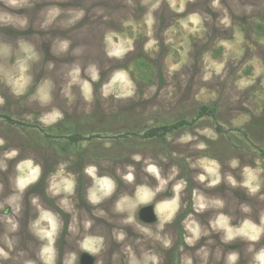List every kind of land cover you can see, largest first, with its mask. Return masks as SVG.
Wrapping results in <instances>:
<instances>
[{
  "label": "rangeland",
  "instance_id": "obj_1",
  "mask_svg": "<svg viewBox=\"0 0 264 264\" xmlns=\"http://www.w3.org/2000/svg\"><path fill=\"white\" fill-rule=\"evenodd\" d=\"M53 8L60 13L45 24ZM69 10L84 15L68 24ZM2 13L16 20L0 23V248L8 253L0 264H45L48 240L37 234L52 231L45 211L57 224L53 264H131L128 248L138 261L156 256V264H227L233 252L235 264H257L264 230L258 241L238 235L225 242L227 228L216 222L224 215L233 230L245 221L264 226V0H219L215 7L213 0H28L21 7L0 0ZM24 19L21 27L16 21ZM118 50L121 56L109 55ZM45 83L50 99L41 102ZM55 112L62 116L42 122ZM185 134L193 139L180 142ZM13 149L17 155L5 157ZM213 160L221 182L210 186L213 177L199 162ZM28 161L40 166L35 181ZM149 164L167 181L159 192ZM128 166L131 182L123 181ZM245 167L260 169L255 193L242 186ZM104 178L115 187L93 204L91 189L101 195L96 181ZM21 179L28 180L23 189ZM125 198V211H116ZM129 215L133 222L125 223ZM193 228L200 235L190 245Z\"/></svg>",
  "mask_w": 264,
  "mask_h": 264
},
{
  "label": "clouds",
  "instance_id": "obj_2",
  "mask_svg": "<svg viewBox=\"0 0 264 264\" xmlns=\"http://www.w3.org/2000/svg\"><path fill=\"white\" fill-rule=\"evenodd\" d=\"M7 3L12 6V7H21L24 6L28 3V0H7ZM219 3V0H213V7L217 6ZM60 10L57 8H53L50 9L47 13V19L45 21V24L50 23L51 20L59 15ZM84 15L83 10H69V16L71 17L68 20V24H72L75 23L77 20H79L80 18H82ZM192 19L194 21L198 22V15H193ZM16 20L15 17L7 14V13H2L0 14V23H13ZM152 17L149 16V22H151ZM19 23V25L21 27L26 26L27 24V20H19L16 21ZM21 47H24L26 51H31V49L25 47V45L22 43ZM61 50H67L68 48V44L67 43H63L60 45ZM124 50H118L116 52H109V55L112 56H121ZM90 71L93 72V76L92 79L95 80L97 79V75L95 73V69L92 68L90 69ZM79 72V69H76L72 75L73 78L75 79L76 74ZM116 79H120L123 80L124 79V75L123 73H118L116 75ZM205 79H208V77L206 76ZM12 81L9 80V84H11ZM47 87V83H45V85L40 89V92L38 94V98L41 102H48L50 99V96L48 94V92L45 90ZM129 87L131 88L132 85L129 83ZM13 91L16 94H20L21 92V88L19 87H13ZM133 93L131 91H125L122 92L121 95L122 96H130ZM105 95H107V92L105 93ZM62 114L59 112H55L54 114L50 115V116H44L42 117V122L45 124H49L52 123L54 121H56V119L58 117H61ZM205 133L209 136H212L213 133L207 129H205ZM193 137L189 134H185L182 137H180V142H188L190 140H192ZM4 141L2 139H0V144H3ZM199 149H204L205 148V144L200 143L196 146ZM17 155V151L15 149H13L11 152H6L5 153V157L7 158H11ZM132 159H134L135 161L139 162L142 157L140 155H133ZM200 164H204L206 167V171L211 174V176L213 177V179L211 180L210 186H215L217 184H219L221 182V176L218 174V169L220 168L219 162L213 160L211 161V166H208V162L206 161H200ZM33 162L32 161H28L27 162V167L32 168V173L33 175L29 178L32 181H35L36 179H38V173L40 172V166L36 165L34 168L32 167ZM197 164H193L192 167H197ZM230 166L231 167H237L238 166V161L237 160H233L230 162ZM21 170L23 169V167H25L24 164H21L18 166ZM63 168V166H62ZM96 171L94 166H89L85 169V172L92 175L94 174ZM146 171L151 173V174H156V178L159 181V187L156 188V191L159 192L160 189L165 185V183L167 182L165 179L161 178L158 174V168L156 165L154 164H149L148 167L146 168ZM175 169H173V172L175 173ZM244 173L246 175V180L244 181V184L242 186L248 187L250 189V191L252 193H255L256 191H258L259 189V184L255 183L257 181V173L260 171V169H256V171L254 172L251 168L249 167H245L244 168ZM125 180L131 182L134 179V175H133V168L132 166H128V171L127 174L123 177ZM207 177L203 174L198 176V179L203 182ZM227 180H229L233 186L236 185V180L231 176L228 175ZM169 179H171V177H169ZM98 184L101 185V187L104 189V191L101 193V195H97V189L93 188L91 189V195H90V202L93 204L99 203L100 200L102 199V197H106L108 195L111 194L112 190L114 189L115 185H114V181L111 178H104L102 181L98 180L96 181ZM28 183V180L25 179H21L19 181V186L21 189H23L25 187V185ZM67 183V182H66ZM68 190H71L73 185L71 183L67 184ZM58 190V189H57ZM144 188H141V191H144ZM15 198H13L14 200ZM13 200H10L9 203H12ZM33 203H35V200H33ZM65 205L67 206V201H64ZM125 203H126V198L125 199H121L120 201L117 202L116 204V211L118 212H122L125 211ZM215 206H223L222 202L220 200H215L212 202ZM134 207V206H133ZM199 208L200 209H204L205 208V203L201 202L199 204ZM244 211H248L247 207H244L243 209ZM16 211H19V207L17 206ZM103 214V213H101ZM42 219H46L48 220L51 224H52V231H48V232H38L37 234L40 236L41 239H45L47 238L48 240V244L47 246H44L42 248V252H41V259L45 262V264H53V244L54 241L52 239L53 234L56 231L57 228V224L55 221L54 216L50 213L45 211L41 217ZM133 222V217L131 215H129V217L127 218V220L125 221V223H131ZM8 223L11 225L9 231H15L17 228V224L14 223L12 220H9ZM37 224L39 223V221L36 222ZM219 227L221 229H225L227 228V232L225 234V236L223 237L225 242L231 241L232 239H234L236 236L241 235L245 238H247L250 241H258L260 239L261 236V232L262 230H264V226L262 227H257L254 224L249 223L248 221L244 222V226L233 230L232 228L228 227V220L224 215H220L219 220L216 222ZM216 225H213V227H215ZM137 227H139V225H137ZM160 228H163V224L161 223L159 225ZM75 230V229H73ZM141 231H144L146 233H148L149 235H151V233L148 231V229L144 228L141 229ZM192 231L194 232V235L192 238L187 239V243L188 244H193L194 241L199 237L200 233L198 231V229L193 228ZM125 238V234L124 233H119L117 235V239L118 240H123ZM156 239H161V237H159L158 235L156 236ZM5 243L7 244L8 249H12L13 248V241L8 239L7 237H5ZM99 243V241H98ZM164 244L165 246H169L170 245V241L168 240H164ZM250 252L253 251L252 247H249L248 249ZM126 251H128L130 257H131V264H156L157 258L154 255H149L147 253H145L143 260L142 261H138L136 260L135 256H132L131 254V249L128 248L126 249ZM201 251L203 252V256L206 260L208 253L207 251H204L203 249H201ZM0 255H3L5 258H7L8 253L4 251L3 248H0ZM239 256L238 253H230L227 257V264H235V262L238 260ZM254 261L257 262V264H264V248L260 249L259 252H257L254 256ZM69 264H71V262H69ZM186 264H192L191 260H188L186 262Z\"/></svg>",
  "mask_w": 264,
  "mask_h": 264
},
{
  "label": "flooded vegetation",
  "instance_id": "obj_3",
  "mask_svg": "<svg viewBox=\"0 0 264 264\" xmlns=\"http://www.w3.org/2000/svg\"><path fill=\"white\" fill-rule=\"evenodd\" d=\"M145 206H147V205H145ZM182 215H183V214H182ZM183 218H184V217H183ZM178 219H179V220L181 219V215L179 216ZM178 219H177V221H178ZM182 220H183V219H182ZM182 220H181V221H182ZM177 221H176V222H177ZM183 222H184V221H183ZM183 222H182V224H183ZM175 224H176V223H175ZM174 227H175V226H174ZM78 252H79V251H78ZM83 252H84V251H82L80 254H83ZM80 254H79V255H80Z\"/></svg>",
  "mask_w": 264,
  "mask_h": 264
},
{
  "label": "bare ground",
  "instance_id": "obj_4",
  "mask_svg": "<svg viewBox=\"0 0 264 264\" xmlns=\"http://www.w3.org/2000/svg\"><path fill=\"white\" fill-rule=\"evenodd\" d=\"M123 181H125V182H128L127 180H125L124 178H123ZM96 244V243H95ZM100 251V250H99ZM97 253V252H96ZM98 257H99V255H98ZM105 258V257H104Z\"/></svg>",
  "mask_w": 264,
  "mask_h": 264
},
{
  "label": "trees",
  "instance_id": "obj_5",
  "mask_svg": "<svg viewBox=\"0 0 264 264\" xmlns=\"http://www.w3.org/2000/svg\"><path fill=\"white\" fill-rule=\"evenodd\" d=\"M152 134V133H151Z\"/></svg>",
  "mask_w": 264,
  "mask_h": 264
}]
</instances>
